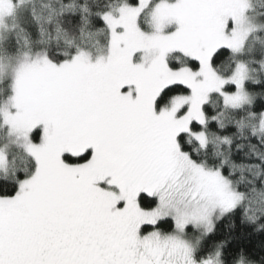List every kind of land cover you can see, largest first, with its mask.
Returning <instances> with one entry per match:
<instances>
[{"label":"snow or ice","instance_id":"1","mask_svg":"<svg viewBox=\"0 0 264 264\" xmlns=\"http://www.w3.org/2000/svg\"><path fill=\"white\" fill-rule=\"evenodd\" d=\"M253 236L264 0H0V264H264Z\"/></svg>","mask_w":264,"mask_h":264},{"label":"trees","instance_id":"2","mask_svg":"<svg viewBox=\"0 0 264 264\" xmlns=\"http://www.w3.org/2000/svg\"><path fill=\"white\" fill-rule=\"evenodd\" d=\"M223 232V224H221L220 226H218V235L222 234ZM246 243H251L253 245L264 242V237H259V236H253L250 238H247L245 240Z\"/></svg>","mask_w":264,"mask_h":264}]
</instances>
